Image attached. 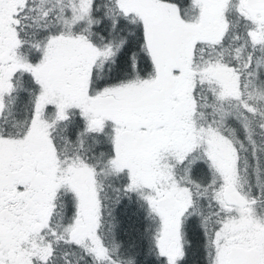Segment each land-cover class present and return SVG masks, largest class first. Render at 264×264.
<instances>
[{
	"label": "snow or ice",
	"instance_id": "1",
	"mask_svg": "<svg viewBox=\"0 0 264 264\" xmlns=\"http://www.w3.org/2000/svg\"><path fill=\"white\" fill-rule=\"evenodd\" d=\"M0 264H264V0H0Z\"/></svg>",
	"mask_w": 264,
	"mask_h": 264
}]
</instances>
